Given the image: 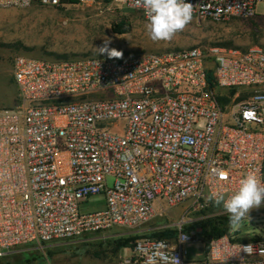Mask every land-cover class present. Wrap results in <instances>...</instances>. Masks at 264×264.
I'll list each match as a JSON object with an SVG mask.
<instances>
[{
    "label": "built area",
    "instance_id": "built-area-1",
    "mask_svg": "<svg viewBox=\"0 0 264 264\" xmlns=\"http://www.w3.org/2000/svg\"><path fill=\"white\" fill-rule=\"evenodd\" d=\"M262 1L186 0L193 17L215 21L250 18ZM112 2L146 18L135 0ZM12 77L19 103L0 109V256L133 229L186 201L178 222L160 226L175 236L138 240L121 264H264V235L226 234L210 241L205 258L189 260L187 245L201 241V230H185L217 215L204 213L212 192L230 195L250 171L264 182V48L194 46L126 59L17 55ZM220 89L236 91L225 105ZM242 90L250 94L239 100ZM96 195L104 206L83 210Z\"/></svg>",
    "mask_w": 264,
    "mask_h": 264
},
{
    "label": "rangeland",
    "instance_id": "rangeland-1",
    "mask_svg": "<svg viewBox=\"0 0 264 264\" xmlns=\"http://www.w3.org/2000/svg\"><path fill=\"white\" fill-rule=\"evenodd\" d=\"M256 13L250 18L221 21L192 16L187 27L171 41L153 42L146 31L147 18L139 11L114 4L112 0H79L63 5L42 4L34 0L27 6L0 7V109L19 103L12 77V63L17 55L56 59L109 57L106 53L99 54L97 50L106 40L110 41V49L123 53L120 59L194 46L264 48V1L257 4ZM217 92L219 95H229L230 89ZM249 94L246 90L238 93L239 98ZM114 181V178L109 177L108 186L111 187ZM187 205L185 201L179 206L168 208L163 214L133 229L116 228L104 234L87 233L78 239L32 245L37 251V258L23 264H121L122 257L130 249L116 250V239L160 233L164 231L160 226L175 224L186 214ZM103 206V196L96 195L88 199L83 210L92 211ZM205 209L211 214L216 212L219 218L228 217L222 207H216L212 202ZM195 228L202 232L198 223L189 230ZM235 231L238 232L237 236ZM229 234L236 239L264 235V204L251 210L249 218L242 220ZM22 248L24 246L0 256V264H13V255L20 253ZM187 250L189 260H200L206 256L202 240L188 244Z\"/></svg>",
    "mask_w": 264,
    "mask_h": 264
},
{
    "label": "clouds",
    "instance_id": "clouds-1",
    "mask_svg": "<svg viewBox=\"0 0 264 264\" xmlns=\"http://www.w3.org/2000/svg\"><path fill=\"white\" fill-rule=\"evenodd\" d=\"M142 7L147 18L146 31L153 42L171 41L191 22L193 5L186 0H135ZM110 41L97 48L99 54H107L109 58L120 59L121 51L110 49ZM214 206L221 207L228 213L229 226L237 227L254 208L264 202V182L255 172H248L240 179L239 187L230 195L222 191H214L208 197ZM175 264L179 261L175 259Z\"/></svg>",
    "mask_w": 264,
    "mask_h": 264
},
{
    "label": "trees",
    "instance_id": "trees-1",
    "mask_svg": "<svg viewBox=\"0 0 264 264\" xmlns=\"http://www.w3.org/2000/svg\"><path fill=\"white\" fill-rule=\"evenodd\" d=\"M79 0H60L59 5L67 4V3H77ZM109 1V0H107ZM208 80L210 83V88H214L213 85V77L210 73L208 76ZM235 90L231 89L229 92V95H220L218 97V100L221 104L225 105L230 102L231 98L235 94ZM245 97L239 98L245 99ZM222 207V206H221ZM209 208V207H207ZM208 212L205 209L204 213ZM194 225H191L187 228H185L186 231H189V229L194 228ZM198 226L202 228L201 232V240L204 244V252L207 254L209 249V243L212 239L221 237L223 235L229 234L232 231V228L228 230L229 226V220L228 217H209L203 221L198 222ZM177 233L176 230H164L160 233H152L149 235H143V236H130V237H120L115 240L114 244L116 247V250H120L123 248H129L130 250L135 246L136 242L144 237H151V238H171L175 236ZM238 232L235 231V236H237ZM235 240V238H232ZM240 241H245V238H239ZM43 245H46V243H43ZM32 245H26L24 248H22V251L18 254L13 255V258L15 262L13 264H17V262L23 264L24 262H31L33 259L37 258V251L34 249V247H31ZM16 250V249H15ZM14 252V251H13Z\"/></svg>",
    "mask_w": 264,
    "mask_h": 264
}]
</instances>
